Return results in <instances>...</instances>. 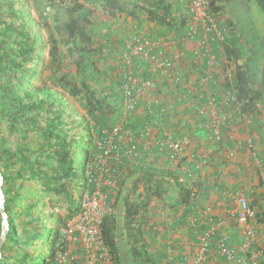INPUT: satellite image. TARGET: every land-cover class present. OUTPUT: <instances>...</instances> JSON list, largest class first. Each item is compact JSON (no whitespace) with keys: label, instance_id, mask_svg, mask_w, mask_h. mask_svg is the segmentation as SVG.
<instances>
[{"label":"crops","instance_id":"0c3cea01","mask_svg":"<svg viewBox=\"0 0 264 264\" xmlns=\"http://www.w3.org/2000/svg\"><path fill=\"white\" fill-rule=\"evenodd\" d=\"M54 1L55 15L59 7L65 11L57 4L58 0ZM244 1L249 9L255 2ZM3 2L1 5L6 8L17 9L21 5L16 0ZM104 5L103 2L87 3L85 8L90 11V18L99 31L97 41L102 50L100 57L96 58L97 64H107L105 69L98 67L108 75L102 84L119 93L122 99L121 119L125 115L121 74L127 70L122 67V50L126 41L134 35H142L159 42L174 63L170 74L163 75L133 59L132 71L142 78L152 79L155 88L127 121L135 133L132 140L139 141L137 135L146 120L152 124V134L139 145L140 155L135 159H125L118 172L104 184L108 205L113 210L110 218L118 220L119 228L125 230L124 238L132 246L146 245L149 264H197L199 239L211 224L209 216L216 222L226 221L225 229L232 246H238L242 241V228L234 217L237 211L234 195L237 192L244 194L254 208L256 229L264 233V85L253 86L263 93L261 100L257 101L261 109L256 105L255 112L243 113L238 108L241 104L235 103V90L228 89L227 83L238 82L240 73L237 68L245 64L251 49L242 40H236L239 31L234 18L228 15L227 9L220 15L212 11L223 36L222 41L212 46L218 62L212 70L219 80L220 92L223 88L218 97V108L214 109L220 116H227L218 127L220 140H215L207 128L211 118L209 113H212L208 96L216 95L217 88L205 80L208 60L203 57L200 41L187 38L194 25L188 6L183 5L187 28L177 33L150 22L144 11L113 14ZM223 15L229 17L231 28L222 21ZM101 29L106 35L100 37ZM227 46L233 50L232 56L227 54ZM115 81L117 84H113ZM147 101L156 111L161 113L163 110L162 114L149 115ZM111 131L103 130L102 134ZM167 135L184 143V155L179 161L170 160L167 153L158 151V139ZM78 188L75 189V198ZM138 208L139 213H134L129 221L128 214L131 216ZM207 210L210 214H206ZM202 264H227L218 256L216 239Z\"/></svg>","mask_w":264,"mask_h":264},{"label":"trees","instance_id":"16d2710c","mask_svg":"<svg viewBox=\"0 0 264 264\" xmlns=\"http://www.w3.org/2000/svg\"><path fill=\"white\" fill-rule=\"evenodd\" d=\"M3 1L0 0V6L5 3ZM254 1L264 13V0ZM101 2L113 14L125 12L135 14L138 10L144 11L150 22L169 31L179 33L187 28V18L183 12L185 7L179 1H57V4L65 9L66 14L62 18L61 26L55 22L50 34L49 43L52 46L50 69L54 78L58 79L50 86L57 88L56 84L59 85L79 103L85 115L83 117L73 105H69L71 123L67 121L69 118L65 120L66 106L54 95L56 92H52L50 86L35 94L20 95L7 87L13 83L10 77L0 80L6 85L0 88L2 93L0 121L7 119L10 130L15 134V147L5 146L0 151V161L3 160V156L6 157L5 167L9 172L3 171L6 211L10 222V233L2 248L3 258L0 264H37L38 255L43 254L46 246L44 239L46 232L51 228L54 230L48 238V243L51 241L48 245L52 247L63 220L67 218V216L62 218L55 210L66 208L67 212H72L69 216L78 210L72 211L76 200L75 189L87 186V180H82L86 179V166L97 155V140L101 138L103 130L113 129L121 120L122 99L114 88L103 85L107 81H105L107 74L99 70L96 60L102 50L97 41L99 31L97 24L90 18V11L85 8L87 3ZM212 5L211 10L214 13L220 15L224 9L231 13L239 31L240 38L236 40L244 41L251 49L245 64L237 68L240 73L238 82H228L227 88L235 90V103L241 104L240 109L243 113L255 112L257 101L263 96V93L253 86L264 85V34L260 33L249 18V5L244 0H215ZM183 17L185 21H182ZM44 24L47 27L46 21ZM11 27L13 26H9L5 31L12 32ZM18 34L22 37L24 35L23 31ZM12 36L9 33V37ZM39 36L33 38L28 35L25 39H14L22 49V58L17 63L7 62L10 68H25L28 62L33 61L31 58L34 45L42 44ZM30 42H33V45L29 46ZM226 50L227 54L232 56L233 50L228 46ZM67 64L72 70L60 77V70ZM42 93L44 96L41 97ZM34 97L37 100H34ZM29 113L38 115L32 120L25 119ZM78 118L83 120L81 128L77 125ZM86 138L88 147L83 163L84 174H81L75 156L80 143L86 141ZM28 185L34 186L30 188L33 193L23 195L22 190L28 188ZM48 197V202L44 201ZM23 198L24 200L19 201ZM50 201L52 208L46 211L45 208ZM23 203L26 205L23 206ZM139 211L140 208L135 209L131 216L129 213L128 220L131 221L132 215ZM110 224L114 227H110ZM124 233L125 230L118 226V220L111 218L105 220L104 235L115 264H149L146 245L143 243L140 246L130 245L124 238ZM49 257L44 256L41 264H52Z\"/></svg>","mask_w":264,"mask_h":264},{"label":"built area","instance_id":"2783aa9c","mask_svg":"<svg viewBox=\"0 0 264 264\" xmlns=\"http://www.w3.org/2000/svg\"><path fill=\"white\" fill-rule=\"evenodd\" d=\"M187 5L194 25L191 26L187 38L199 40L203 57L207 59L205 80L217 88L216 95H209L210 134L215 140H220L218 127L227 119L225 114L216 111L221 86L214 76L212 69L218 62L212 53L213 44L223 40L217 17L212 13L215 0H177ZM133 59L152 70L154 73L169 75L174 63L170 55L159 42L142 35H134L126 43L122 52L124 68L123 110L124 116L111 132H104L97 141V155L86 167L85 177L87 186L81 193L78 210L65 219L59 229L51 251L49 260L52 264H111L112 254L104 235V223L113 215L108 205V195L104 192V184L123 164L125 159H135L139 156V145L152 134V124L149 120L142 123L138 133L139 141L132 140L134 130L128 126V117L136 112L140 102L155 88L152 79L142 78L132 71ZM228 79V77H226ZM180 83V80L177 79ZM179 87H183L179 84ZM233 95V92L228 90ZM261 109V104L257 103ZM240 109V105L238 106ZM149 115L162 114L156 111L151 102L146 103ZM204 111V110H203ZM158 151L167 153L170 160L179 161L184 155V143L170 135L163 136L157 141ZM237 205L236 222L242 228L243 238L238 246H232L227 233L226 221L216 222L209 216V228L199 239V250L195 258L197 264H202L211 251L213 240L216 239L218 256L227 264H264V233L256 229L257 214L247 198L241 192L234 195ZM206 214H210L207 210Z\"/></svg>","mask_w":264,"mask_h":264},{"label":"rangeland","instance_id":"374dc122","mask_svg":"<svg viewBox=\"0 0 264 264\" xmlns=\"http://www.w3.org/2000/svg\"><path fill=\"white\" fill-rule=\"evenodd\" d=\"M16 1L18 3H21L20 6L19 5L17 6V8H19V7L22 8V10L20 11V13H21L20 18H22L21 20H20V18L16 19L15 17H12L14 15H13V13L11 14V12L14 8H6L4 6H0V80L3 78L5 80L8 79L9 78L8 76L11 75V73H13L14 78L11 79V81L13 83L7 85V87H9V89H11L16 94L19 93L20 95L27 94V93H30V94L34 93L35 94L37 91H42L44 89H48L49 86L51 85V84L50 85L48 84L49 82L50 83L53 82V84H55L54 82L58 80L57 78L56 79L54 78L53 73L50 69L51 56L49 54V51H51L52 46L50 45L49 42L51 40V35H50L51 30L53 31V27H55L54 26L55 22L58 23L59 26H61V23H63L62 18L65 17L64 15L66 14V12L61 7H59V8H57V12L55 15V9L53 7L54 3L51 0H16ZM212 9H213V5H212ZM228 15H230V17H231V14L229 12H228ZM228 18L229 17L227 15L221 16V19L224 22V24L229 25V28H231V26L229 24L230 20L228 21ZM249 18L252 20V22L254 23L256 28L260 31V33L264 34V13L262 12V10L259 8V6L255 2H254V4H251V8L249 9ZM53 19H55V21ZM7 20L8 21L14 20V22H17L18 25L21 24V25H19V27H20V29H22L24 35H23V37L21 36L20 39H25L28 35L32 36L33 38L35 36L38 38V35H40L39 37L42 40V44L34 45L32 58H31V59H33V61H30V63L28 62V64L26 65L25 68H20V69H18V68L15 69L14 67L10 68V65L8 64L11 61L16 62V63L20 62L21 59H19V53H18V48L20 47V45L18 43H16L15 40L14 41L9 40L10 38H7V36L5 34V30H6L5 21L7 22ZM45 21L48 24L47 27H49L50 29H48L46 27V25L44 24ZM10 22H12V21H10ZM106 29L107 28H105V30ZM103 34L106 35V33H102V29H101L99 36L101 37ZM107 39L108 38L104 37V40L108 44H111V42L108 41L109 39L108 40ZM102 41H103V39H102ZM128 41L129 40H127L126 43ZM98 42H99V40H98ZM126 43H125L124 49L122 51H125ZM113 44H116V43L114 42ZM31 45H33V42H30L29 46H31ZM116 45H118V44H116ZM119 48H121V47H119ZM243 48H245V50H246L245 45ZM98 67L105 69L107 67V64H105V62H99ZM122 67H124V66H122ZM70 70H72V68L69 64H67L64 68H62L60 70L59 76L63 77L64 75H66V72L70 71ZM121 75H122V80L124 81V73H122ZM0 84H1L0 88H2L3 85L6 86L5 84H2L1 82H0ZM113 84H117V81H115ZM4 86H3V88H4ZM56 87L57 88H55L52 92L55 91L56 93L54 95L60 100L61 103L64 104V106H66L65 107V110H66L65 120H67L69 118L67 121L71 123L72 117L70 115V106L69 105H73L77 109V111L80 112L82 114V116L84 117L85 113L80 108L79 103H77L75 101V99L72 98L67 92H65L59 85L56 84ZM1 96H2V93L0 91V102L2 100ZM41 96H44V94H41ZM34 100H37V99H35V97H34ZM31 101H32V99H31ZM217 108H218V106H217ZM29 114L27 117H25V119L32 120L33 117L36 118L38 115L36 113H29ZM81 122H83V120L78 118L77 125L80 126V128H81ZM74 128H76L77 130H81L79 127H74ZM80 132H82V131H80ZM14 141H15V134L9 128V121H7V119L1 120L0 121V151L5 146L15 147ZM87 147H88V140L86 138V141H83L80 143L78 152L75 156L77 162L79 163L78 167H79V172H81V174H84L83 163H84ZM4 158H6V157L3 156V160L0 161V168H1L0 171H1L2 175H3V171H4V173L8 172V171H6V167H5V165L7 164L6 163L7 161H5V160H7V159H4ZM85 180L86 179H83L82 181H85ZM27 187L28 188H26L25 190H22L23 195H26V194L28 195V192L33 193L32 189H30V188L34 187V186L28 185ZM4 188H5V182H4L3 189ZM6 189H7V187H6ZM4 191H5V189H4ZM77 192H78V194H77L75 203L73 205L72 211H76L78 209V207L80 206L81 191L79 188H78ZM48 199H49V197L46 198L44 201H47ZM22 200H24V198L20 199L19 201H22ZM50 204H51V201H50V203L47 204L48 206L45 208L46 211L48 209L52 208V204L51 205ZM22 205L25 206L26 204L23 203ZM55 213H58L59 215H61L62 218L65 216H67V218L69 217L68 212L66 211V208L55 210ZM64 220H63L62 224L64 223ZM62 224H61V226H62ZM110 227H114V225L110 224ZM53 230L54 229L51 228V229L47 230V232H46V236L44 238L46 241V246L43 249V254L40 253L38 255V263L37 264L42 263V259L44 256H49V252L51 251V245H48V244H51V241H50V243H48V238L53 233ZM111 264H115L113 259H112Z\"/></svg>","mask_w":264,"mask_h":264},{"label":"water","instance_id":"95a60500","mask_svg":"<svg viewBox=\"0 0 264 264\" xmlns=\"http://www.w3.org/2000/svg\"><path fill=\"white\" fill-rule=\"evenodd\" d=\"M4 176L0 171V216H1V231H0V260L3 258L2 248L7 242L8 235L10 233V222L9 216L6 211V194L3 189L4 186Z\"/></svg>","mask_w":264,"mask_h":264},{"label":"flooded vegetation","instance_id":"af4514ba","mask_svg":"<svg viewBox=\"0 0 264 264\" xmlns=\"http://www.w3.org/2000/svg\"><path fill=\"white\" fill-rule=\"evenodd\" d=\"M21 9L22 8H20V10L17 8H15L14 7V9L12 10V12H11V14L13 13V15L14 16H12V17H15L16 19H18V18H20V11H21ZM32 14V13H31ZM2 18V17H1ZM33 18V17H32ZM8 19V18H7ZM12 19V18H11ZM22 18H20V20H21ZM10 21H12V22H10ZM10 21H8L7 20V22L5 21V28L7 29L9 26H13V27H11V30H13L12 32H9L11 35H13L12 37H9V33H7L6 31H5V34H6V36H7V38H10L9 40H13L14 41V39H17V38H19L20 39V37H21V35H19L18 33L19 32H22V29H20V27H19V25H21V24H19L18 25V23L17 22H14V20H10ZM20 30V31H19ZM8 34V35H7ZM8 43V42H7ZM18 53H19V59L20 58H22V49H21V47H19L18 48ZM49 54H50V51H49ZM8 77H10L11 79H13L14 78V74L13 73H11V75H9ZM55 88L53 87V86H51V90L53 91Z\"/></svg>","mask_w":264,"mask_h":264}]
</instances>
